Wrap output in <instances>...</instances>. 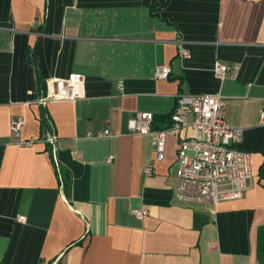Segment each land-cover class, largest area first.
I'll list each match as a JSON object with an SVG mask.
<instances>
[{
    "label": "crops",
    "instance_id": "1",
    "mask_svg": "<svg viewBox=\"0 0 264 264\" xmlns=\"http://www.w3.org/2000/svg\"><path fill=\"white\" fill-rule=\"evenodd\" d=\"M217 62L237 76L219 78ZM72 74L80 99L41 102ZM207 93L227 99L255 170L243 197L217 204L176 195L180 137L197 130L169 134L154 161L152 135L128 128ZM262 110L264 0H0V264H264ZM107 128L120 135L86 137Z\"/></svg>",
    "mask_w": 264,
    "mask_h": 264
},
{
    "label": "built area",
    "instance_id": "2",
    "mask_svg": "<svg viewBox=\"0 0 264 264\" xmlns=\"http://www.w3.org/2000/svg\"><path fill=\"white\" fill-rule=\"evenodd\" d=\"M180 55L189 56L186 48H181ZM215 74L224 79L235 78L239 71L236 64L217 62ZM169 66H157L156 77H170ZM83 77L72 74L69 78H54L47 82L46 92L41 102L55 100L76 101L82 97ZM122 89V87L120 86ZM227 99L221 94L207 93L199 95L178 94L175 108L171 114V124L166 128H155V114L150 111H138L128 121V128L135 134H151L153 137L154 161L165 158L167 137L169 134L181 136L183 130L192 128L198 135L180 137L177 154L178 186L176 195L180 200L217 204L223 200L241 198L251 186L255 175L251 152L239 149L243 129L227 121ZM259 123L264 125V110L260 113ZM24 118L11 120V131L18 137L22 146H32L34 139L23 140L20 132ZM119 132L107 128L98 132H88L87 138L116 137ZM46 142L56 144L57 138L52 132L44 137ZM154 165L145 168L146 174L154 173ZM133 213L143 218L148 215L144 209H135ZM25 221V217L19 218Z\"/></svg>",
    "mask_w": 264,
    "mask_h": 264
},
{
    "label": "trees",
    "instance_id": "3",
    "mask_svg": "<svg viewBox=\"0 0 264 264\" xmlns=\"http://www.w3.org/2000/svg\"><path fill=\"white\" fill-rule=\"evenodd\" d=\"M29 56H30V52H29ZM31 59L33 60V62L35 61L34 57L31 56ZM46 92V87L44 90H42V95H44ZM171 124V113L169 115L166 116H162V117H155L154 120V127L155 128H166L168 126H170Z\"/></svg>",
    "mask_w": 264,
    "mask_h": 264
}]
</instances>
